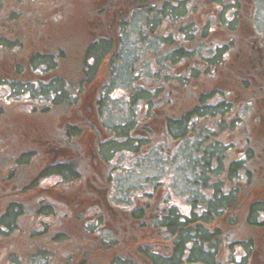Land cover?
<instances>
[{"label":"rangeland","instance_id":"obj_1","mask_svg":"<svg viewBox=\"0 0 264 264\" xmlns=\"http://www.w3.org/2000/svg\"><path fill=\"white\" fill-rule=\"evenodd\" d=\"M156 1L158 0H144L142 3L140 0H0V38L5 37L8 42H11L9 48L0 47V80L12 73L10 66L15 59L20 62H30L29 57L39 53L45 54L46 51L66 57L70 77L76 76L81 68L80 61L83 48L94 35L85 26L79 27L75 24L79 22L78 19L83 13L85 17L89 13L91 16L94 6L100 7L102 4L105 6L109 3V14H112V10H114L113 14L119 30L122 28L123 30L122 37L116 38L114 47L102 49V55H95L98 57V62L100 60V62L105 61L109 57L113 65L111 62L109 65L104 62L102 66L108 65L110 69L111 65L110 70L104 71L110 72V74L113 72V77L109 79L107 75L110 86H108V94L102 100L103 126L99 127L101 130L95 127L100 139L107 144L94 146L93 149L102 153L105 152L104 150L107 151L105 155L108 162L106 175L108 183L111 184L109 197L112 202L122 207H132L133 210L138 206L145 208L146 204L139 203V201L151 192L154 193V200L160 201L162 198H168L178 206L182 213H187L190 196L199 194L195 182L192 180L194 178L191 166L192 150L194 148L196 150L197 146L205 148L210 146L213 141H220L231 146L232 150L229 152L233 154L234 158H240L243 156L242 151L249 149L254 157L251 161L250 168L252 170L248 181L242 183L240 179L241 181L238 183L226 185V189L233 186L238 189L234 199L236 203V225L232 224V226L228 225L226 229L224 228V233L230 237V243L221 248L219 253L221 257H226L229 253L232 254L233 251H236L234 256H238L240 245L237 241L249 237L253 240L254 248H264V226L250 228L242 222L241 218L244 214L242 210L246 208L249 201L254 198L264 200V78L262 79L252 72L248 73L249 68L244 69L240 63L243 61L242 56L246 53H252L250 52V44L254 43L253 40H255V45L260 44L264 47V0H241V11L238 13L237 20L238 29L233 38L235 46L226 53L225 60L217 66L214 72L211 66L212 73L208 71L205 74V52L203 45L198 40V45H195L196 53H194L196 57L194 62L195 76L193 75L191 79L184 78L183 81L175 82L172 77L173 73H180L181 77L185 74V71L182 72L185 64H175L174 67H171V74L168 75V81L173 86L167 87L166 84L162 93L144 95L145 99L136 97L131 102L133 107L125 109L123 107L126 100L123 99L125 97L124 91L127 90L129 97L132 98L133 96H140L141 89L146 90L148 88L144 83L145 75L142 72L137 73L138 68H143V62L146 59L153 60L158 54H161V58L158 60L164 61L162 65L167 64V57L171 58L168 53H172V50L176 48L165 45L166 42L157 43L151 40L152 42H148L147 47L150 52L139 57L141 53L135 46L134 40L137 41L138 30L143 27L146 21V7H150ZM182 1L187 6L191 4L199 6L201 12L205 7L210 8L213 22L217 19V11L214 10L216 4L210 0ZM117 4L122 5L123 9L119 10ZM79 12L80 15L77 17ZM229 12L230 10L225 11L227 16H230ZM188 17L193 18V15ZM194 17L201 20L204 15L200 18L197 13ZM112 24L115 27L114 22ZM213 29L214 31L207 41L212 40L213 44L216 39L229 40L228 36L225 38L227 32H224L223 26L213 23ZM227 34L230 36L229 33ZM258 53L255 51L252 56L257 59ZM261 54L264 55V48ZM152 65L154 69L157 68L156 63ZM17 77H21L20 80L28 78L22 75ZM158 80L161 81V78ZM8 88V85L4 84L3 81L0 82V118H3L0 122V145L4 146V150L7 151L19 148L25 151L37 150L40 154H33L30 165L23 168L28 171L31 167L39 173L46 159H43L41 153L44 146L42 148L31 143L32 122L36 120L45 121L46 118L50 119L53 116L49 114L47 117L45 112H36L39 115L30 116L28 112H23L29 109V104L25 102L29 96L27 97L26 93L20 89L16 94L12 92L11 94L15 97H11ZM213 90L221 92L222 95L216 92L207 99V103L211 105L222 99L223 103L230 104V111L216 116L215 119H206V117L199 119L195 128L192 129V134L187 135L186 133V140L182 139V143L176 149L172 148L173 142L165 143L162 140L161 121L158 120V117L163 116V110L160 111L162 105L158 107L156 102L158 95L167 101V106H165L168 108H166L164 116L171 115L175 110H178L180 115L185 110L196 106L201 98H206V95L211 94ZM146 100L154 105L153 116L148 121V124L152 123V126L150 132L148 129L147 135L143 132L148 124L143 126L142 107L143 101ZM137 119L139 122L133 127L127 126V124L131 125L132 120ZM217 120L221 124L225 122L228 125H224V129L223 127L220 128L217 125ZM47 125L41 123L37 130H34V133L39 130L44 134L38 138H49L51 135L49 136L48 130L56 131L59 140L64 138L62 131L59 135L56 127H51L50 123ZM114 129L118 131L115 132L116 137L113 135L110 137L108 131ZM126 134L130 135L131 141H126L130 140L124 138H127ZM112 141L113 144L110 143ZM168 141L170 142V140ZM86 143H89V140ZM107 146L109 147L108 150L106 149ZM1 157L4 155H0V159ZM7 159L10 161L7 165L11 168L10 173H18V167L13 165L14 159ZM109 161L111 162L109 163ZM4 162L1 160V165ZM94 163H97L96 159ZM100 164L94 165L101 168ZM79 168L83 177L93 172L88 157L81 160ZM208 191L210 190L206 189V195L209 194ZM142 194L143 196H141ZM38 197H40L39 193ZM61 203H63V208L57 207L56 215L64 213L67 216L65 221H61L60 217L59 219L53 217L46 219L53 221L48 224L47 236L59 239L42 238V235L37 232L43 229L40 222L30 220L29 216L26 219H20L21 221L18 222L22 227L20 233L15 232V235L11 233L2 235L0 233V264L10 263L9 255L16 259V264H41L45 256L53 258L51 262L48 261L46 264H83V262L86 264H111L116 258L117 263H120L119 259L123 258L131 260L133 264H149L145 258L143 260L141 255L135 252L136 248L147 246L148 249L162 255H167L172 251L171 235L162 230V228L165 229L164 226L161 229L154 228L148 218L143 219L142 223L135 222V224L130 220H124L122 223H117L116 226L113 225L117 230L116 233H113L114 230L102 221L99 228L93 225L95 223V219L92 217L94 215L93 208ZM133 204L135 205L133 206ZM115 210L118 209L115 208ZM107 217L110 218L108 212ZM84 222L90 224L89 229L92 232H87V228H84ZM222 225L227 224L222 223ZM31 229L36 231L37 235L29 239ZM96 233H99V236ZM220 233L223 234L222 230ZM44 236L46 237V235ZM39 247L45 249L42 251ZM84 249L89 252L90 257L86 256ZM256 255L261 258V261L257 263L264 264L262 262L264 255ZM92 259L96 261H92ZM224 260L227 259L224 258ZM254 263L255 261H253Z\"/></svg>","mask_w":264,"mask_h":264},{"label":"flooded vegetation","instance_id":"obj_2","mask_svg":"<svg viewBox=\"0 0 264 264\" xmlns=\"http://www.w3.org/2000/svg\"><path fill=\"white\" fill-rule=\"evenodd\" d=\"M174 5L176 7V11L177 9H181L179 2H176ZM108 6L109 3L105 6H103V4L100 7L94 6V11L91 16H89V13L88 16L85 17L83 13V15H81L78 19L79 22L75 24L79 27L85 26L88 28V30H90V33L94 35L93 38H90L87 41L83 48V54L80 61L81 68L76 76L70 77L68 70L69 65L66 57L59 54H54L51 51H46L45 55L39 53V56L34 54L33 56L29 57L28 59L31 63H34V66L30 65L29 61L20 62L16 59L10 66L11 72L13 75H16V77L20 75L28 77L27 80L29 82V86H25L23 93H26L27 97L29 96V99H25L26 104H29V109L23 112H28V115L30 116L39 115L36 114V112H45L46 116L50 114L53 116V118H46L45 121L42 119L44 122L37 120L32 122L33 129H31V143L41 147L44 146V149L41 153L43 155V159H46V162H44L43 165L41 161L42 168L40 169L39 173L37 170L34 171L31 169V167L28 171H25V168H23L30 165L33 154H40L37 150L34 149V151H25L24 149L19 148L13 151H7L4 150V146L2 147L0 145V155H4V157H1L0 161L4 160L5 157H13V159L16 157L18 159L22 157L27 158V162L20 164L13 160L14 166L18 167V173H10L11 168L7 166L9 162H4L2 165L0 163V222L14 221L17 223V227L10 230L11 232L7 226L2 224L0 226V229L3 230L0 231L2 235L5 233H11L14 235L15 232L20 233V231H22V227H20L18 222L22 219H26V217L29 216L30 220H35V222L38 221L43 226L42 230L37 231L38 234H41L42 238L52 239L50 236H47V228L48 224L52 223L53 221L46 219L48 217L59 219L60 217L61 221H65L67 216L64 213L56 215L57 207L63 208V203L61 202H64L65 204L70 203L73 204V206L93 208L94 215H92V217L95 219V223H93V225L99 228L102 222L106 223L109 228L114 230L113 233L117 232L113 225L116 226L117 223H122L124 220H130L135 224V222L142 223L143 219L149 218L146 214L141 217H134L132 207H122L112 202L111 198L109 197L111 184L108 183V177L106 175V166L108 165V162L105 158V155L107 151L104 150L105 152L102 153L101 151L98 152L93 149L94 146L97 147L98 145L107 144V142L105 144V142L103 143V141L100 139L95 127L99 128L103 126L102 123L104 121V113L101 110L103 108L102 100L106 97L109 91L108 86L110 85L109 81L107 80V75L109 79H112L113 72L110 74V72L104 71H108L112 68L111 65L110 69L108 68L109 62H111L109 57L105 61L100 62V60L98 62V57H96L92 52L89 53L87 51H91L90 48L93 44L102 45L104 43H108L111 44L112 48L117 41L116 38L118 37V23L116 22V18L113 14L114 10H112V14H109ZM150 7H146L147 18L142 27L143 48L146 47L143 54L147 55V52H150L147 47L148 42H152L151 40L157 43L166 42L167 44L165 45L176 48L172 50V53H168L172 57H167V64L162 65L164 61L162 60L163 62H161L158 60V58H161V54H158V56L154 58L155 60L146 59L143 62L142 74L145 75L144 83L146 86H148L146 90H148L149 93L157 94L159 93V90L162 92L165 90L166 84L167 87L173 86L168 81V75L171 74V67H174L175 64H185L182 68V72L185 71L183 77H181L180 73L172 74L175 82L178 80L183 81L184 78L191 79L193 75L195 76L196 70H194V62L196 61V57L194 56V53H196L195 45H198V40L200 41V44L203 45V50L205 52V74H207L208 71L212 73V64L210 61L212 40L207 41L208 37H211L213 31L212 10L205 7L203 13L200 11L201 8L199 6H194L193 4L188 5L185 7L186 13L183 16H181L180 13H177L172 22L170 21V16H168L167 19H164L163 15L160 16L159 19L157 17L155 20L153 12H150ZM118 9H123L122 5L118 6ZM197 13L200 15V18H202L203 15L204 17L201 20L195 19L194 16H196ZM79 15L80 12L77 14V17H79ZM190 15H193V18H189L188 16ZM112 22H114L115 27H113L114 25ZM158 30L164 31L159 32ZM253 42V44H250V52L252 53H246V55L242 56L243 61L240 63L244 69L249 68L247 70L248 73L252 72L254 75L256 74L263 79L264 55H262L261 52L264 47H262L260 44L255 45V40H253ZM255 51L259 52L257 59L252 56ZM110 58L112 59V57ZM104 62L108 63L106 67L102 66ZM111 63L113 65V62ZM154 63H156V69H154V66L152 65ZM23 67H25L26 70L21 72V69H24ZM17 78L19 80L21 79V77ZM159 78H161V81L158 80ZM105 81L107 82L104 83ZM8 89L11 88L9 87ZM124 93L125 97L123 99L126 100L125 104L122 101L123 107L125 109L132 108L131 98L129 97L128 91L126 90ZM31 94H33L34 97H32ZM156 102L158 107L162 105L160 111L163 110V116L158 117L159 122L161 121V132L163 136L162 140H164L165 143L168 142L169 144L173 142L172 148L176 149L179 147V144L182 143V137H174L172 128H175L173 127L172 123L180 124L181 119H179V117L181 114L179 115V111L175 110L171 115L164 116L166 108H168L166 107L167 101H164V99L158 95ZM142 107L144 117L143 126H146L149 119H151L153 116L154 105H152L149 100H146L143 101ZM191 108L185 111H188ZM189 113H192V111ZM196 119L197 118L194 113L187 120V135L192 134L191 132L192 129L195 128ZM2 120L3 118H0V122ZM139 120H141V118H139ZM41 123L44 125L50 123L51 127L57 128L59 135L61 134V131L63 132L64 138L59 140L57 132L53 130L52 132L51 130H48L49 136L51 135L50 137L48 136L49 138H38L41 135L44 136V134L39 130L37 133H34V130H37V127L40 126ZM151 124L152 123L146 126L145 130L143 131L144 134H148V129L150 132V127L152 126ZM108 133H110V137L112 135L115 136V130H110ZM85 137H87L89 143H86L87 140H85ZM168 140H170V142ZM106 149L108 150L109 147L107 146ZM244 151L245 149L242 151L243 154ZM85 157L89 158V163L93 172H91L88 176L83 177L79 168V164H81V160L85 159ZM95 159L97 160V163H94ZM110 162L111 161H109V163ZM99 163H101V168L94 165ZM70 166L73 170L72 172H68ZM66 174H73L71 180L65 177H68ZM39 180L41 181L38 182ZM242 180V183L248 181L246 177H242ZM38 193L40 197L37 198ZM167 200L168 202H166ZM167 200H164V198H162L160 201L157 199L152 200V208L157 207L165 210V207L170 208V206H173L179 210L176 204L172 203L170 199ZM260 201L263 202L264 200H258L254 198L249 201L246 207L249 208L252 203ZM38 202H40V206H38ZM165 202L167 205H165ZM139 203H144L147 205L148 200L144 198L143 200H140ZM235 204L236 203L233 201L232 211L225 208V210L222 212V216L216 219L222 223H226L228 217L231 216L236 220V209L234 208L236 207ZM134 205L135 204H133V206ZM115 208L118 210L116 211ZM38 209L41 210L40 213H38ZM191 209V204L189 203L188 212L186 214H189ZM48 210L53 213L48 214ZM244 211L245 208L242 210V213H244ZM107 212L109 213L111 219L107 217ZM230 213L231 215H229ZM261 214L263 213L260 210L257 214L258 219L260 218L259 220L264 221V216ZM157 216L159 218L162 217L160 214ZM86 224L84 228H87V232H92V230L89 229L90 224ZM29 228H31L30 225ZM156 228L161 229L162 226L158 225ZM209 229L212 233L213 226L210 223ZM36 235V231L31 229V237L28 238L31 239L32 237H36ZM44 235H46V237ZM96 235L99 236V233H96ZM135 252L138 255H141V258L144 260L142 254L137 252V248ZM235 253L236 251H233L232 254L229 253V255L226 257H221V261H223L222 264H253V261H255L254 264H259L257 262L261 261V258L256 254L264 255V248H246L240 245L238 249V256H234ZM230 256L232 257L229 258ZM224 258L227 260H224Z\"/></svg>","mask_w":264,"mask_h":264},{"label":"trees","instance_id":"obj_3","mask_svg":"<svg viewBox=\"0 0 264 264\" xmlns=\"http://www.w3.org/2000/svg\"><path fill=\"white\" fill-rule=\"evenodd\" d=\"M144 0H140V3H142ZM182 0H158L154 2L150 7V12L152 11L154 14L155 20L160 18V16L163 15L164 19L168 16L171 17L170 21L173 22V18L177 13H180L181 16H183L186 13L185 7L187 5L185 2H181ZM195 0H193L194 2ZM212 3H215L216 6H214V10L217 12V19L214 20L213 23L223 26L224 32H227L230 34V36L226 33L225 38L228 36V41H221L220 39L214 40L212 47H211V64L214 70L217 69V66L222 64V62L225 60V57L227 56L226 53L230 52V50L235 46L233 42V38L235 37V32L238 29V13L241 11V0H210ZM180 3V10L175 7V3ZM121 4V3H120ZM118 4V6H120ZM192 5V4H191ZM226 10H230V16L225 13ZM151 12V13H152ZM122 29L119 30L118 27V37H122ZM226 30V31H225ZM214 31V29H213ZM138 38L137 41L134 40V44L141 53L139 57L143 56V35H142V28L138 30ZM0 44H2L0 47H11L10 43L8 42L5 37L0 38ZM9 44V45H8ZM153 44V43H151ZM141 45V47H140ZM111 44L104 43L102 45H91V51L95 55H102L101 52L102 49L109 48L111 49ZM86 52V53H87ZM39 56V54H36ZM42 55H45L42 53ZM47 55V54H46ZM172 57V56H171ZM30 65L34 66V63L30 62ZM21 69V72H24L26 70ZM142 72V68H138L137 73ZM136 73V74H137ZM8 87H10L9 96H13L11 93L13 92L16 94L20 89H24L25 86H29V82L27 79H24L22 81H19V79L16 77V75H13V73L9 74V76H6L5 79L0 80ZM158 92H162L159 90ZM216 92L222 95L221 92L217 90H213L211 94L206 95V98H201L199 100V103L191 108L188 111H184L181 113L179 119H181L180 124H173L172 133L174 137H182L183 140H186V137H184L188 131V123L187 120L189 117L195 113L196 115V122L198 123L199 119L205 118L206 119H215L216 116H220L223 114H226L230 111V104H225L219 99L217 103L208 104L207 99L213 96ZM149 95H156L153 93H149L144 89H141L140 96H133L131 98V102L134 101L136 97H140L141 99L146 98L145 96ZM32 97H34L33 94H31ZM139 98V99H140ZM133 107V106H132ZM192 111V113H189ZM234 121V120H232ZM139 121L132 120L131 125L127 124V126L133 127L134 124H137ZM220 128L223 127L225 122L219 123V121H216ZM232 124H235L232 122ZM231 125V124H229ZM122 126V125H120ZM117 128V127H116ZM115 128V129H116ZM114 129V130H115ZM117 130H115L116 132ZM222 131V130H221ZM118 132V131H117ZM127 135V134H126ZM116 137V134H115ZM127 142L131 141L130 135H127V138L124 137ZM111 141V140H110ZM113 144V141L111 142ZM201 145V144H200ZM232 150L231 146L228 144H224L223 142L216 141L212 142L210 146H207L203 148L202 146H197V149L195 148L191 152V166L193 171L194 178L192 179L197 187V190L199 194L195 196L192 194L189 198V203L191 204V211L189 214L182 213L180 210H177L175 207L170 206V208L165 207V210L162 208H152L151 201L154 200V193H149L144 197L148 200V204L145 208L142 206L137 207L133 210V216L134 217H141L145 214L149 217V222L155 226L154 228L159 226H164L162 230L168 234H170L172 238V251L171 253L167 255L158 254L156 252H153L152 250L148 249L146 246H139L137 248V252L139 254H142V256L147 260L149 264H222L223 261H221V255L219 253V250L221 248H224L225 246L229 245V236H226V233H224V228L226 229L227 226L236 225L235 219L231 216L228 217V220L225 224L222 225L221 221H218L216 218L222 216V212L226 209H230L232 211V203L234 199L237 196L238 189L236 187H229L226 189L227 184H235L242 180V177H246L248 180L249 174L252 170L251 167V161L254 155H252L251 151L249 149H245L244 154L240 158H234L233 154H231L229 151ZM23 156V155H22ZM21 156V157H22ZM10 159V158H9ZM13 159V157H11ZM15 161L20 163L27 162V158H15ZM5 162L8 161L7 157L4 158ZM12 161V160H11ZM14 165V164H13ZM71 166L69 167L68 172H72ZM66 178H69L71 180L73 174H66ZM241 179V180H240ZM192 181V182H193ZM243 181V180H242ZM206 189L210 190L208 191V195H206L205 191ZM143 196V194L141 195ZM145 196V195H144ZM168 198H164V200H167ZM142 200V199H141ZM168 202V200L166 201ZM165 202V205H167ZM38 206H40V202L37 203ZM164 205V206H165ZM235 208V207H234ZM53 210V208H52ZM262 211L264 216V201L263 202H254L249 208H245L244 214L242 218V222H244L248 227L250 228H261L264 226V221L258 219V212ZM41 210L38 209V213H40ZM49 213V210L47 211ZM162 215L161 218H159L157 215ZM231 215V213L229 214ZM151 216V217H150ZM262 216V217H263ZM236 217V214H235ZM152 218V219H151ZM218 221V222H216ZM260 221V222H256ZM209 223L213 226V232H210L209 229ZM4 224L7 226L10 230L17 227V223L14 221H6V222H0V226ZM224 224V223H223ZM255 226V227H253ZM236 227V226H235ZM159 229V228H158ZM220 230H222V233H220ZM0 231H3L0 229ZM59 238L54 237L51 240H57ZM241 246L246 248H252L254 247L253 240L251 237L245 239V240H239L237 241ZM40 250H44L45 248H40ZM37 249V250H39ZM86 256L89 255V252L85 251ZM221 252V251H220ZM9 261L10 263L7 264H16V259L9 255ZM45 259V260H44ZM42 260L41 264H46V262H51L53 260L52 257L45 256ZM95 259H92L94 261ZM96 261V260H95ZM120 263H117V258L112 261L113 264H133L131 260H125L123 258L119 259ZM111 263V264H112ZM83 264H86L83 262Z\"/></svg>","mask_w":264,"mask_h":264}]
</instances>
